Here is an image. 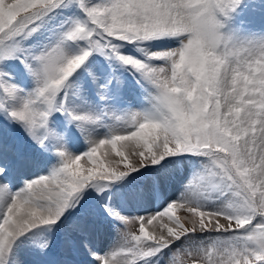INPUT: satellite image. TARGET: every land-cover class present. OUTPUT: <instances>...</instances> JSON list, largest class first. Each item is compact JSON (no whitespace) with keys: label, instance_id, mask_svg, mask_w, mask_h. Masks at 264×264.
I'll use <instances>...</instances> for the list:
<instances>
[{"label":"snow or ice","instance_id":"1","mask_svg":"<svg viewBox=\"0 0 264 264\" xmlns=\"http://www.w3.org/2000/svg\"><path fill=\"white\" fill-rule=\"evenodd\" d=\"M65 7H78L83 18H69L34 48L27 44ZM250 7L247 0H0V114L32 142L0 131V264H26L18 255L25 241L42 264H80L81 253L94 264H118L122 253L126 264H264V38L242 41L226 31ZM157 41L177 46L150 51ZM128 45L147 59L124 54ZM93 53L130 67L154 90L145 110L124 119L125 134L111 129L108 138L94 139L88 126L100 116L83 102L69 103L83 91V80L74 77L86 73L94 85L101 79L91 70ZM13 60L31 76V89L13 82ZM56 113L84 134L91 145L84 157L95 163L98 150L111 145L124 168H82L81 155L64 147L73 129L51 126ZM46 141L56 144L61 166L12 191L5 181L13 171L40 166ZM121 141L135 142L134 161L117 148ZM182 155L203 158L202 171L162 211L139 217V234L128 227L132 217L105 204L119 224L116 242L97 251L85 217L54 255L47 233L84 206L87 189L103 191L109 182ZM158 217L169 223L146 231Z\"/></svg>","mask_w":264,"mask_h":264},{"label":"rangeland","instance_id":"2","mask_svg":"<svg viewBox=\"0 0 264 264\" xmlns=\"http://www.w3.org/2000/svg\"><path fill=\"white\" fill-rule=\"evenodd\" d=\"M261 4H264V2H251L250 5L252 8L250 7L246 10L249 12L250 17L252 16V23L256 25H264V9L259 7ZM83 15L78 7H71V10L68 7L57 9L49 18H46V23L41 33L27 41V44L33 45L34 48L36 44L49 37L53 31H58V26L64 24L66 20L69 18L82 19ZM228 26L230 27L229 33L235 36L237 30L236 19L234 23H229ZM243 35L238 34L235 37L243 41L245 40ZM80 46L82 47L83 45L81 44ZM176 46L174 43L160 45L157 41L152 42L147 47H149L150 51L155 52ZM71 49L73 52L79 50L75 44L71 45ZM122 51L126 55H131L142 60L147 59L145 54L138 51L134 45L126 46ZM89 59L92 64L91 70L94 74L100 76L101 79L94 85L91 83V77L87 76L86 73L83 76L78 74L73 80L76 83H80L83 80V91L80 93L81 99L72 97L69 103L78 105L83 102L86 109L94 110L100 116L97 124L88 126L94 132V139L108 138L111 134V129L115 130V134H125L123 129L129 127L130 124H125L123 122L124 119H127V115L131 111L145 110L148 107L147 99L154 90L142 80L139 73L128 66H124L115 58L108 59L102 55L93 53V56ZM151 63L160 64L162 62L151 61ZM8 67L12 72L13 82L19 84L26 90L34 86L31 76L27 74L19 60L10 61ZM104 84H107L106 88L100 87V85ZM113 86L117 89L116 92L110 91V87ZM101 94L105 96L103 100L100 99ZM117 117H121V119L117 120ZM51 126L56 128L57 131L65 127H71L73 129L74 135L65 141L64 147L73 155H81L82 168H98L101 172L104 171L101 165L108 167L109 171L113 169L122 170L124 168L125 163L123 158L117 156L112 151L111 145H105L98 150L95 163L88 160L87 157H84L83 154L90 149L91 145L86 141L84 134L76 129L75 125L68 124L66 116L56 113ZM0 131H3L5 135L19 139L25 144L32 143L23 127L19 124L12 123L3 114H0ZM46 143L50 147L47 151L43 152V163L40 166L27 169L22 174L13 171L5 181L10 184L12 191H18L23 187L25 180H32L42 175H47L52 168L61 166L62 161L61 157L57 154L56 144L51 141H46ZM132 144L127 147L121 141L117 145L118 149L125 152L129 161H134L135 159L134 152L136 145L135 142ZM121 145H124V147H121ZM202 165L203 158L190 155L175 156L169 158L168 162L164 163L163 166L157 165L141 169L138 172H132L122 180L109 182L104 186L103 191L89 188L85 193V199L82 201L84 206L66 213L67 218L65 220L69 225L75 227L77 224L82 223L83 218L87 217L96 250L101 253L104 250L107 251L117 240V227L119 224L104 212L103 205L107 204L109 207L119 211L122 215L132 217L134 223L129 224L128 227L131 231L139 234V217L147 215L140 213L141 211H138L136 206L140 203L143 206L147 205L146 210H150L148 211V215L162 211L172 201L169 200L171 194H176L175 200H177L181 193L185 191L188 180L195 178L202 171ZM154 178L156 179V184L153 183ZM258 194L259 189L257 191ZM135 195H140L141 197L139 198L141 201L138 202L135 199ZM176 215L183 219L186 212L184 209L178 207L176 209ZM164 222L169 223L167 217H165L162 223ZM145 229L150 233L154 232V229L148 224H145ZM68 231L69 235L72 234L73 228H70ZM54 232L52 229L47 234L51 236L53 253L55 255L58 253L57 246H60V244L63 245V242H61L63 240L58 241L57 235H54ZM23 244L26 246L27 254L34 257L38 263L39 258L36 256L32 246L27 241L21 245ZM125 255L127 254L122 253L120 258H124ZM120 258H118V261ZM78 259L80 264H83V259L88 260V262L91 261L86 253H81ZM88 262L85 261V264H88ZM39 264H42V262H39ZM160 264H166V260H161Z\"/></svg>","mask_w":264,"mask_h":264},{"label":"bare ground","instance_id":"3","mask_svg":"<svg viewBox=\"0 0 264 264\" xmlns=\"http://www.w3.org/2000/svg\"><path fill=\"white\" fill-rule=\"evenodd\" d=\"M254 1H263L264 2V0H253V1L247 0V2L249 4L251 2H254ZM251 17L249 15V12L246 11V10L240 12L238 15L235 16L236 24H237V30H236V35L235 36H237L238 34H240V35L244 34L243 37H244L245 40H252V39L264 38V25H261V24H259V25L253 24ZM226 31L227 32L230 31V27L229 26L226 29ZM236 39H238V37ZM116 90L117 89H115L114 86L113 87H110V91L116 92ZM133 142L134 141H123V143L127 147H129V145H133L132 144ZM178 195H180V194H178ZM135 196H136L135 199L138 200V202L141 201L140 198H139V197H141L140 195H135ZM175 199H176V194H171V196L169 197V200H172L173 201ZM140 204L136 206L138 208V211H141L140 213H142L143 215L144 214L145 215H148V213H149L148 211H150V210H146L147 209V205H144L143 206V205H140ZM162 222L163 221L160 222V219L158 217L157 220L154 221L153 224L150 225V227H152L154 229V232H155V230H157L158 227L162 225ZM70 228H73L74 229L75 227L72 226V225H69L66 222L65 219L63 220V223H61L59 226L53 228V230L55 231L54 232V235H57L58 241L63 240L61 242H63V244H64L65 239L69 236V234H68L69 231L68 230H70ZM62 247H63L62 244H60V246H57V248H58L57 249L58 250L57 252H60L62 250ZM18 255L21 256V257H23L25 259L26 264H38L37 261L34 259V257H31L30 255L27 254V252H26V246H24V244L23 245H20V247L18 248ZM85 261L88 262V260H86V259L84 260L83 259V264H85ZM88 264H94V263L91 262V261H89ZM118 264H126L125 259L124 258H120L119 261H118Z\"/></svg>","mask_w":264,"mask_h":264}]
</instances>
